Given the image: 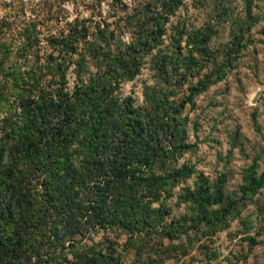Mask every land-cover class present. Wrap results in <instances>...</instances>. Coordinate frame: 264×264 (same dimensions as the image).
Segmentation results:
<instances>
[{
    "label": "rangeland",
    "instance_id": "374dc122",
    "mask_svg": "<svg viewBox=\"0 0 264 264\" xmlns=\"http://www.w3.org/2000/svg\"><path fill=\"white\" fill-rule=\"evenodd\" d=\"M0 27L13 43L10 57L0 52V140L15 180L7 198L21 212L0 264H264V187L241 191L255 159L264 171V0H0ZM77 29L105 44L82 66L62 46ZM31 31L27 48L17 35ZM119 50L126 57L115 64ZM117 65L134 76L114 80ZM77 93L139 109L144 129L160 134L148 143L144 191L118 168L127 120L106 119L98 153L81 133L75 199L59 216L49 162L26 160L23 134L32 121L62 129ZM138 211L148 217L141 231Z\"/></svg>",
    "mask_w": 264,
    "mask_h": 264
},
{
    "label": "trees",
    "instance_id": "16d2710c",
    "mask_svg": "<svg viewBox=\"0 0 264 264\" xmlns=\"http://www.w3.org/2000/svg\"><path fill=\"white\" fill-rule=\"evenodd\" d=\"M180 3V2H179ZM179 3L174 4L171 10L177 8ZM79 32L76 36L71 34L64 38L62 43L65 49L64 55L69 60H73L76 56L77 64L82 66L84 61L88 56L98 59L102 53V48L104 43L99 39V37H90L88 31L86 30H76ZM33 31H31L26 37L23 35H17V37L24 38V45L28 48L34 42ZM5 37V31L3 27H0V52L3 54L4 58L10 57L12 54L13 43L7 42L8 39H3ZM14 37V36H13ZM15 38V37H14ZM195 42V41H194ZM112 52V51H111ZM112 61L116 64L118 60L126 57V53L122 50L114 51L112 55ZM47 68L54 67L53 63L46 66ZM131 70V69H130ZM123 66L117 65L109 74L112 78L118 81L120 78H132L134 76L131 71ZM109 81L112 79L108 78ZM111 86V83L107 80L103 82V91L107 90ZM84 90V89H82ZM110 93V92H109ZM92 96V95H91ZM89 96L85 95L80 98L77 93L76 101L69 100L66 107L62 111V115L66 118L65 126L62 129L53 128L47 129L43 127L42 129L36 128L37 123L32 121L30 123L29 131L23 134V137L29 139L31 145H28V141L24 142L25 152H29V155L24 157L27 161L38 162L42 165V160L49 162L45 170V186L50 192L51 202L54 203L58 215H61V211L66 208L67 203L74 200V193L77 191V182L74 177V171L71 168L73 165V146L75 142L79 140L81 133L88 131L89 140L92 143V149L96 153L103 149V141H97L99 139L103 125L106 119L115 116L121 122L122 120H127L129 125L127 130L123 131L124 138L119 146V154L127 157L123 165L120 164L118 168L120 171H124L126 175L130 176V180L133 184H141L140 186L144 191H148V183H144L143 179L145 173L151 170V154L149 153V140L150 138L156 136L159 137V131L156 130H145L144 125L149 122V119L145 120L141 110L134 107H129L127 111L119 112L116 107H114L111 99L102 101L99 97V93L94 95L90 100ZM103 97V96H102ZM49 117L53 118L50 114ZM48 117V118H49ZM50 119V118H49ZM31 134L34 136L26 135ZM60 130V133L58 132ZM42 138V141H39ZM41 140V139H40ZM97 141V142H96ZM7 142L0 140V228L2 234L0 246L10 248V244L7 240L9 225H13L12 221L18 215H20V209L14 207L11 198L8 197V192L14 190V174L12 171L4 166V155L5 147ZM21 152V151H20ZM42 152V154H41ZM44 158V159H43ZM258 159H255L249 168V174L246 177L245 184L241 187L243 196L249 193H255L264 187V171L260 174L257 172ZM120 175V174H119ZM118 177H116L117 179ZM115 179V180H116ZM143 182V183H142ZM152 187H149V190ZM82 191V189H81ZM217 193L220 195L222 190L219 188ZM84 197V195H83ZM220 197H216L215 203L218 202ZM95 202H108V196L95 198ZM232 210V205H228L223 212L222 220L228 216ZM147 215L142 211H138L135 215V231H141L143 224L147 220ZM13 230V227L11 228ZM168 236H174L171 233H166Z\"/></svg>",
    "mask_w": 264,
    "mask_h": 264
}]
</instances>
